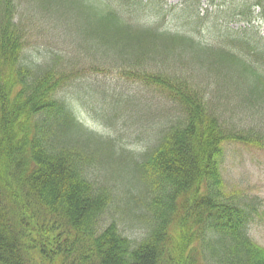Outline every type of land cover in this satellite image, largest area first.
I'll return each mask as SVG.
<instances>
[{"label": "trees", "instance_id": "obj_1", "mask_svg": "<svg viewBox=\"0 0 264 264\" xmlns=\"http://www.w3.org/2000/svg\"><path fill=\"white\" fill-rule=\"evenodd\" d=\"M16 1L0 0V264H264V250L250 234L258 198L230 191L221 172L225 141H261L248 123L264 122L262 40L248 28L227 27L212 44L201 41L202 28H211L198 12L204 0H184V9H176L189 35L161 29L159 9L148 19L153 23L142 24L145 0H32L62 21L74 16L81 31L74 52L52 51L38 61L27 52ZM223 6L227 20L264 22V0H224ZM98 56L136 78L185 91L169 93L183 105L182 119L144 129L131 118L130 136L156 141L143 153L76 115L87 97L69 98L68 89L89 71L78 62ZM192 66L206 69L211 88L215 74L237 80L226 107L215 88L214 101H206L191 84L171 79L170 71L179 79ZM84 88L94 102L111 101L102 115L125 124L124 110L133 117L144 107L140 101L153 104ZM96 167L108 168L122 186L99 180ZM141 226L143 237L125 234L124 228Z\"/></svg>", "mask_w": 264, "mask_h": 264}, {"label": "rangeland", "instance_id": "obj_2", "mask_svg": "<svg viewBox=\"0 0 264 264\" xmlns=\"http://www.w3.org/2000/svg\"><path fill=\"white\" fill-rule=\"evenodd\" d=\"M224 1V0H223ZM223 1H216V5H211L209 1L204 0L199 8V13L203 18V25L208 24L211 28H202L200 31L203 35L201 41H210V44L215 39L221 38V33H226V28L238 29L248 28L251 33L250 35H256L262 40L264 46V22L262 20H256L253 25L246 24V22H236L238 20L226 19V6L224 8ZM231 0H229L230 2ZM147 3V14L143 17V23L150 25L148 19L151 15L158 13V9L162 11L161 19L163 25L161 29L171 33L189 35L190 31L188 26L185 24L187 21L182 19L176 12L184 9V0H145ZM226 2V0H225ZM226 5V3H225ZM39 3H32V0H17V19L20 22L19 26L23 30L25 37V44H29L26 48L27 52L31 53V56L38 61H41L42 55L52 54L57 52L61 55L66 56L69 51L74 52V48L77 45L74 43L75 38H79L81 31L76 28L77 22L75 17H69L68 21H62L63 18L59 17L58 14H52L45 12L43 8H40ZM178 9V10H176ZM124 10L129 13V4H124ZM67 11V9H66ZM72 11V10H71ZM69 11V12H71ZM260 13L256 10V15ZM146 16L148 17L146 19ZM228 23V26H227ZM211 29V30H210ZM200 30V29H199ZM27 32L29 35H27ZM62 36H65V40L62 41ZM75 37V38H73ZM215 45V44H213ZM39 51V52H37ZM99 59V63L98 60ZM109 59L106 57H93V59H87L86 62H78V66L81 68L87 67L89 71H86V76L83 80H80L72 87L68 89L69 98L80 95L87 97L85 101H81L79 107L76 110L78 119L85 124L86 127L103 134L105 137L118 138L124 143V145L130 150L136 153H143L148 149L149 146L154 145L151 136L147 137L143 134L130 136L132 127L130 125L131 118H135L133 124H140L142 121L143 125H148L144 129H149L156 126L165 127L171 119H182L183 105L177 102L176 105L170 100L169 93L174 94L176 97L178 93H185L184 90L174 87L172 83H168L166 86H160L159 84L153 83L149 79L136 78V74L129 72L128 70H119L118 67L109 64ZM100 64L103 67H96L94 65ZM98 68V73H96ZM191 71L184 70L179 79H176V73L171 72V79L175 82H185L191 84L194 88H197L201 92V97L207 101L210 98L214 101V88L215 98L224 104L226 107V98L234 97L233 85L237 82L234 78L227 77L226 72L223 74H215L214 78L217 85H213L211 88L212 76H206V69L201 70L198 66H192ZM194 71V72H193ZM89 87L92 89L100 90H118V92L129 93L131 95H138L144 97L148 102V98H151L152 107L150 104L144 101H140L141 105L140 112L132 117V112L123 111L121 117L127 119V123L120 119L116 120L114 117L110 120L108 115L105 113L102 115L100 110L105 107H110V100L101 102L92 101V99L86 95L85 88ZM183 87V85H182ZM181 87V88H182ZM91 92V89H88ZM209 95V98L207 97ZM172 99V98H171ZM109 102V103H106ZM218 103L219 101H215ZM179 107V108H178ZM220 109H224L220 107ZM180 111V112H179ZM224 119L226 122V112L222 110ZM117 123V126H115ZM248 125L254 129L258 137H261V141L258 144L253 145H241V144H228L226 141L222 144L223 162L221 166L222 176L225 184L228 183V189L230 191H237L240 195H249L250 197H257L256 207H258V216L253 220L254 223L251 227V238L255 244L264 250V122L259 120H253ZM226 127V126H225ZM159 128L157 127L156 130ZM157 133V131L155 132ZM254 133V134H255ZM156 142V141H155ZM227 156V158H226ZM94 167V166H91ZM97 167L94 169L96 170ZM116 171L122 172L124 169L117 168ZM91 172L94 173L91 168ZM97 172V173H96ZM99 180L112 186V182L116 181L122 186V179L112 178V174L108 168H98L95 171ZM118 174V172H116ZM116 193V191L114 190ZM118 225L122 227L121 221H118ZM123 228V227H122ZM125 234L132 238H140L144 236L142 232V226L137 228L127 227Z\"/></svg>", "mask_w": 264, "mask_h": 264}]
</instances>
